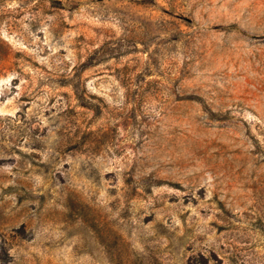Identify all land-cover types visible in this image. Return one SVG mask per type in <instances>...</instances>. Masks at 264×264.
<instances>
[{
  "label": "rangeland",
  "instance_id": "obj_1",
  "mask_svg": "<svg viewBox=\"0 0 264 264\" xmlns=\"http://www.w3.org/2000/svg\"><path fill=\"white\" fill-rule=\"evenodd\" d=\"M0 264H264V0H0Z\"/></svg>",
  "mask_w": 264,
  "mask_h": 264
}]
</instances>
